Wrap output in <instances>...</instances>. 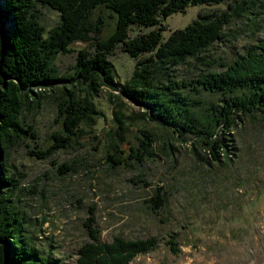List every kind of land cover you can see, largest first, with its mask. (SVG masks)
Segmentation results:
<instances>
[{"label":"rangeland","instance_id":"374dc122","mask_svg":"<svg viewBox=\"0 0 264 264\" xmlns=\"http://www.w3.org/2000/svg\"><path fill=\"white\" fill-rule=\"evenodd\" d=\"M226 3L195 4L166 16L161 22L162 40L173 30L183 29L198 13L221 11ZM35 9L36 21L44 27L45 36L57 24L58 12L39 4ZM90 21L92 26L84 30L83 38L94 42L106 38L114 27L113 16L105 9L95 10ZM152 28L156 29L131 26L128 36ZM223 36L208 49V55L226 64L242 55L247 45L262 41L264 0L249 4L248 12L231 20ZM94 42L73 44L70 52L56 55L53 64L58 76H73L77 51L85 48L92 52ZM107 60L120 83L128 80L135 68V60L120 46L114 48ZM204 70L192 58L179 64L172 78L192 80ZM208 70L222 69L215 64ZM81 87L68 86L76 99L82 97ZM42 93L23 106L18 115L23 126L27 124L36 132L37 139H12L0 153V162L5 160L4 166L13 176L14 188L6 192L9 205L20 216L22 237L40 259L53 264H76L77 249L88 240L81 223L87 208L93 207L101 241L108 242L118 235L124 239L154 236L159 240L154 250L136 256L129 264H264V115L254 113L236 121L230 131L235 156L216 164L204 151L196 149L192 153L189 142L173 139L170 131L141 115L142 110L126 99L110 96L118 93V86L110 93L102 87L98 96L91 99L98 113L91 120H96L94 125H81V134L67 147L38 160L28 151L46 149L51 135L63 130V119L54 105L59 90ZM180 94L199 103H213L221 97L220 93L201 90H182ZM120 124L124 130L118 129ZM146 133L153 140L151 156L140 164L126 160L110 167L107 154L113 153L106 145L108 135L117 144V158L121 159L128 154L129 144L137 146L136 139H142ZM62 163L70 166L71 171L59 175L56 166ZM133 180H143L149 186L135 184ZM161 186L165 204L152 213L144 201ZM173 231L178 233L179 253L175 256L163 241Z\"/></svg>","mask_w":264,"mask_h":264},{"label":"trees","instance_id":"16d2710c","mask_svg":"<svg viewBox=\"0 0 264 264\" xmlns=\"http://www.w3.org/2000/svg\"><path fill=\"white\" fill-rule=\"evenodd\" d=\"M260 1L0 0V153L12 139H37L36 132L27 124L23 126L18 115L23 106L34 102L42 92L59 90L60 96L56 97L54 105L63 119V130L51 135L52 141L46 149L28 151L38 160H45L55 150L67 147L81 134V125H94L96 120H91L98 113L92 97L98 96L102 87L110 93L118 86V93H110V96L119 100L124 98L138 107L142 110L141 115L170 131L173 139L189 142L192 153L196 149L204 151L216 164L232 160L235 147L230 131L236 121L254 113L264 115V37L262 41L244 47V53L228 64L211 58L208 49L224 38L223 31L231 20L245 15L249 4ZM224 2L227 3L221 11L200 12L183 29L173 30L162 40L164 27L161 22L166 16L183 12L195 4L208 6ZM37 4L58 12L57 24L46 31L45 36L44 27L36 21ZM99 8L113 16L114 27L106 38L94 42L83 38V32L92 26L90 18ZM4 20L7 21L5 29ZM131 26H154L156 29L129 38ZM75 41L94 42V50L77 51L73 76H58L53 61L56 55L70 52ZM117 46L135 60L130 77L122 83L115 80L112 64L107 60ZM192 58L206 70L192 80L175 81L172 73L176 67ZM215 64L222 70L209 71ZM74 84L82 85V97L78 99L70 89ZM182 90L220 93L221 97L213 103L190 102L181 96ZM117 115L119 120L120 112ZM118 129L124 130L123 124ZM141 137L136 139L138 145L129 144L128 154L119 159L117 144L108 135L106 145L113 153L107 154L110 167L115 168L126 160L140 164L145 157L151 156L153 140L147 133ZM4 162H0V264H53L50 260L40 259L22 237L20 216L6 197L7 190L14 188V184ZM56 168L59 175L71 171L64 163ZM132 182L149 186L143 180ZM144 203L152 213L163 207L162 186L155 188ZM86 212L81 227L88 240L78 247L76 264H129L136 256L154 250L159 243L154 236L124 239L118 235L108 242L101 241L94 224V208H87ZM177 236L178 233L173 231L163 240L174 256L179 253Z\"/></svg>","mask_w":264,"mask_h":264},{"label":"water","instance_id":"95a60500","mask_svg":"<svg viewBox=\"0 0 264 264\" xmlns=\"http://www.w3.org/2000/svg\"><path fill=\"white\" fill-rule=\"evenodd\" d=\"M83 42H85V41H83ZM83 42H82V41H75L74 43L71 44V48H72V45H73V44H76V43H83ZM85 43H86V42H85Z\"/></svg>","mask_w":264,"mask_h":264}]
</instances>
